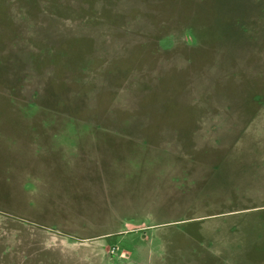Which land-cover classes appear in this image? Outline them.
<instances>
[{"label":"rangeland","instance_id":"rangeland-1","mask_svg":"<svg viewBox=\"0 0 264 264\" xmlns=\"http://www.w3.org/2000/svg\"><path fill=\"white\" fill-rule=\"evenodd\" d=\"M0 264H264V0H0Z\"/></svg>","mask_w":264,"mask_h":264},{"label":"crops","instance_id":"crops-1","mask_svg":"<svg viewBox=\"0 0 264 264\" xmlns=\"http://www.w3.org/2000/svg\"><path fill=\"white\" fill-rule=\"evenodd\" d=\"M236 169H237L236 171H238L240 169V168H238V165H237V168ZM240 178L242 179L243 177H240ZM245 210H246V208L245 209H238V211L237 210H232L231 212L229 211V214L228 213H218V215H216L215 217L210 218V219H207V220H214V219H222V220H225V219L229 218L232 215L244 214L246 212H241V211H245ZM207 220H205V221H207Z\"/></svg>","mask_w":264,"mask_h":264}]
</instances>
